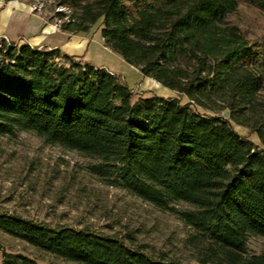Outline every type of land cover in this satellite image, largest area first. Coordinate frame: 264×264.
Listing matches in <instances>:
<instances>
[{
	"label": "trees",
	"instance_id": "16d2710c",
	"mask_svg": "<svg viewBox=\"0 0 264 264\" xmlns=\"http://www.w3.org/2000/svg\"><path fill=\"white\" fill-rule=\"evenodd\" d=\"M55 5L64 8L53 16L61 31L88 33L98 24L106 47L187 103L156 94L133 101L131 87L105 68L0 38V136L31 132L80 152L104 184L175 212L199 264H264V253L248 249L251 237H264V46L230 18L241 6L264 14V0ZM0 231L80 264H183L122 237L1 208ZM0 251L2 264H38Z\"/></svg>",
	"mask_w": 264,
	"mask_h": 264
},
{
	"label": "rangeland",
	"instance_id": "374dc122",
	"mask_svg": "<svg viewBox=\"0 0 264 264\" xmlns=\"http://www.w3.org/2000/svg\"><path fill=\"white\" fill-rule=\"evenodd\" d=\"M29 1L32 12L47 23H56L53 16L63 10L55 5L61 0ZM230 18L239 23L252 41L264 46V14L241 6ZM88 33L92 44L86 56L79 58L119 75L131 87L133 101L156 94L178 97L182 103H187L186 97L151 78H144L137 68L106 47L98 24ZM222 115L228 117V112L223 111ZM232 124L240 135L260 145L256 134ZM92 163V159L80 152L46 143L31 132L0 136V208L51 226L89 227L101 234L122 237L128 243L142 246L146 252L162 251L183 264H199L185 243L190 229L175 212L162 211L124 190L104 184L90 172ZM176 207L183 209L187 205ZM0 246L9 253L29 255L38 264H80L39 252L2 231ZM248 249L251 253H264V237H251ZM2 261L0 251V264Z\"/></svg>",
	"mask_w": 264,
	"mask_h": 264
},
{
	"label": "crops",
	"instance_id": "0c3cea01",
	"mask_svg": "<svg viewBox=\"0 0 264 264\" xmlns=\"http://www.w3.org/2000/svg\"><path fill=\"white\" fill-rule=\"evenodd\" d=\"M3 36L18 45L59 48L77 58H84L92 44L89 33L69 34L58 29L55 23H47L32 12L29 0H0V38Z\"/></svg>",
	"mask_w": 264,
	"mask_h": 264
},
{
	"label": "built area",
	"instance_id": "2783aa9c",
	"mask_svg": "<svg viewBox=\"0 0 264 264\" xmlns=\"http://www.w3.org/2000/svg\"><path fill=\"white\" fill-rule=\"evenodd\" d=\"M63 10H64V8H62ZM62 11V10H61ZM59 22H60V20H57L56 19V23H55V25L58 27V29H59ZM1 38H3L9 45H10V41L7 39V37L6 36H3V37H1ZM0 47H1V44H0ZM10 47H11V45H10Z\"/></svg>",
	"mask_w": 264,
	"mask_h": 264
}]
</instances>
